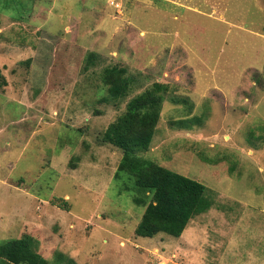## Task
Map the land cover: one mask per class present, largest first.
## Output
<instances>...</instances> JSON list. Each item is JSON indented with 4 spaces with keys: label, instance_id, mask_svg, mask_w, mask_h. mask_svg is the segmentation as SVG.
<instances>
[{
    "label": "rangeland",
    "instance_id": "rangeland-1",
    "mask_svg": "<svg viewBox=\"0 0 264 264\" xmlns=\"http://www.w3.org/2000/svg\"><path fill=\"white\" fill-rule=\"evenodd\" d=\"M132 129L206 186L178 237L135 232ZM25 235L46 264H264V0H0V245Z\"/></svg>",
    "mask_w": 264,
    "mask_h": 264
},
{
    "label": "trees",
    "instance_id": "trees-1",
    "mask_svg": "<svg viewBox=\"0 0 264 264\" xmlns=\"http://www.w3.org/2000/svg\"><path fill=\"white\" fill-rule=\"evenodd\" d=\"M94 55L93 52L87 54L88 63H91ZM148 139L144 131L132 129L127 135L129 148L125 143L120 144L125 149L120 165L122 171L133 174L139 190H154L158 197V205L148 206L135 232L142 236L162 232L178 237L188 221L207 211L212 201L202 182L136 155L134 150L145 147ZM160 206L167 210H159ZM32 244L33 238L27 235L5 241L0 245L1 264H46L45 258L32 248Z\"/></svg>",
    "mask_w": 264,
    "mask_h": 264
},
{
    "label": "crops",
    "instance_id": "crops-1",
    "mask_svg": "<svg viewBox=\"0 0 264 264\" xmlns=\"http://www.w3.org/2000/svg\"><path fill=\"white\" fill-rule=\"evenodd\" d=\"M264 263V262H263Z\"/></svg>",
    "mask_w": 264,
    "mask_h": 264
}]
</instances>
